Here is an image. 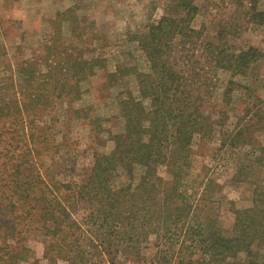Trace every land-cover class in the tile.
Returning <instances> with one entry per match:
<instances>
[{"label":"rangeland","instance_id":"1","mask_svg":"<svg viewBox=\"0 0 264 264\" xmlns=\"http://www.w3.org/2000/svg\"><path fill=\"white\" fill-rule=\"evenodd\" d=\"M170 1L0 0V264H6L7 252H13V264H163L167 255H172L169 264H190L192 256L205 254L200 244L196 250L190 246L194 238L201 242L197 223L212 218L221 234L230 233L235 215L224 200L236 209L252 206L254 183L264 182V169L254 166V147L264 144V133L254 135V112L264 110V0H195L199 11L191 22L193 39L169 41L165 59L181 71L187 88L182 89L199 98L204 113L216 119L217 112H225L229 132L236 123L250 126L251 141L235 150L223 147L219 128L211 138L194 141L188 182L200 194L207 179L219 188H212L213 201L203 203L186 222L167 226L169 233L160 230L173 248L167 241L157 244L153 234L139 244L124 239L130 234L144 238L139 223L146 214L136 215L133 230L123 215L119 240L110 233L113 219L105 220L98 211L95 194L101 182L91 173L96 153L113 151L111 136L125 130L124 111L139 115L132 100L150 109L146 94L159 78L145 77L151 74L150 62L139 39ZM249 47L262 56L246 76L213 64L217 50L238 53ZM79 58L87 69L83 76L76 74ZM68 59L74 60L71 65ZM39 76L44 81L35 82ZM160 81L163 88L172 84ZM66 85L75 87L71 101L59 92L68 91ZM227 87H234L229 97L223 95ZM40 93V104L33 103ZM28 101L30 109L24 107ZM244 165L251 166L245 173ZM142 172L135 166L133 186L140 185ZM157 174L168 178L162 166ZM128 180L125 169L116 167L110 187L118 189ZM22 182L30 188L23 195ZM68 187L87 196L73 204ZM103 207L107 212L109 202ZM75 223L84 233L76 245L71 237L75 229L80 234Z\"/></svg>","mask_w":264,"mask_h":264},{"label":"trees","instance_id":"2","mask_svg":"<svg viewBox=\"0 0 264 264\" xmlns=\"http://www.w3.org/2000/svg\"><path fill=\"white\" fill-rule=\"evenodd\" d=\"M163 7L160 19L150 23L147 32L142 34L139 39L140 46L146 52L150 62L151 74L145 75V77L151 78L156 75L159 78V82L155 86L154 82H151L152 91L150 90L151 93L147 92L148 94H146V97L151 101L150 109L147 110L140 104H134V100H132L133 105L139 107V115L130 117L128 112L124 111V118L126 117L124 132L111 136L114 149L109 155L103 156L96 153L91 173L92 176L100 178L101 186L99 192L95 194L99 197L100 202L98 211L102 209V212L105 213V220L113 219L111 227L113 231L110 233L114 239L120 235L121 226H124L121 221L123 215L127 220L126 227L133 230L136 227V215L142 216L143 213L146 214V221H141L139 224H142L144 229V238L130 234L124 239L130 243L139 244L143 241L148 242L150 235L153 234L157 244L167 241L171 244L170 248H173L174 242L169 238L167 240L164 236L161 238L160 230L169 233L171 230L167 226L177 228L182 223L181 221L186 222L185 220L193 212H197L203 203L213 201L212 188L214 186L219 188L215 182L207 179L203 182L204 189L200 194L195 192L194 185L188 182L187 178L190 175L196 153L193 149L194 141L211 138L219 128L223 132L220 134L221 137H225H222L224 139L221 142L222 146H230L235 150L242 144H249L251 137L248 133L250 126L244 129L241 123H236L231 132L226 130L227 116L225 112H217L216 119L211 114L204 113L199 107V98L194 99L195 97L189 91L182 89V87L187 88L181 82L183 77L181 71L168 65L165 59L171 48L169 41L176 37H180L184 41L193 39L192 34L196 31L191 27V22L199 11L195 0H171ZM259 14H263V12H259ZM223 51H215L216 56L213 58V64L238 76H246L250 67L257 63L262 56L261 52L254 47H249L246 51L238 53ZM71 60L68 59L67 64L71 63ZM82 61L80 58L75 60L76 74L80 76L86 75L87 71ZM25 71V67L20 70L23 76H25ZM68 71L69 67L66 72ZM71 71L70 68L69 73L74 74ZM74 77H69V79ZM41 78L44 77L39 76L33 80L35 82L44 81ZM160 78H163V81L170 79L171 86L168 88L164 85L163 88ZM231 84L236 87L239 85L234 82ZM65 88L68 91L59 92L68 97L70 101L73 100L75 87L66 85ZM233 90L234 87H227L223 95L229 97ZM197 92L200 93L198 89ZM42 96L43 93L37 95L33 103L39 105ZM129 104V102H125L123 105L128 106ZM25 106L29 109L32 108L30 101L25 103ZM263 115V108L259 107L254 112V135L256 132L264 133ZM254 151L257 152V156L254 157V166L264 169V144H260L257 148L254 147ZM135 166L140 167L143 171L141 183L137 186L131 184ZM161 166L166 169L168 174L166 179L157 174V170ZM116 167H123L129 177V182L118 189L110 187ZM250 167L249 165L242 166V172H247ZM254 185V201L250 208L236 209L233 202L224 200L235 215V222L230 233L221 234L212 218L194 226L202 244L194 238L190 246L196 250L200 244L204 247L205 254L204 256L199 255L197 259L192 256L190 264H264V182L256 180ZM20 187H24L23 190H19L22 195L23 191L30 190L26 182H22ZM207 189H209L208 192ZM66 190L70 196L72 195L70 199L73 204L81 202L87 196L69 187ZM217 192L221 193V191ZM106 201L109 202L107 212L103 207ZM159 216L162 219L157 220ZM152 218L155 219V222L151 221ZM100 220L103 222L104 218L100 217ZM128 220H130L129 223ZM75 224L80 234H77V229H75L71 236L74 245L79 244L84 236L83 231L79 229L77 223ZM58 229L61 230L60 225ZM101 243L104 244L103 241ZM194 254L197 257V253L194 252ZM5 255H8L4 260L5 263L13 264V252H7ZM170 257L167 255L163 264H169Z\"/></svg>","mask_w":264,"mask_h":264}]
</instances>
